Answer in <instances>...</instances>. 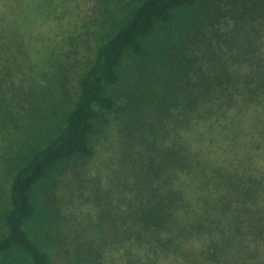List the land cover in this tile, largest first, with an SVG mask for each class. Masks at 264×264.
<instances>
[{"label": "trees", "instance_id": "obj_1", "mask_svg": "<svg viewBox=\"0 0 264 264\" xmlns=\"http://www.w3.org/2000/svg\"><path fill=\"white\" fill-rule=\"evenodd\" d=\"M230 2L231 23L212 0H89L41 50L42 0H0V264H264V0ZM62 185L94 206L67 235Z\"/></svg>", "mask_w": 264, "mask_h": 264}, {"label": "rangeland", "instance_id": "obj_2", "mask_svg": "<svg viewBox=\"0 0 264 264\" xmlns=\"http://www.w3.org/2000/svg\"><path fill=\"white\" fill-rule=\"evenodd\" d=\"M34 1L39 0H30V6ZM212 3L219 7L224 16L226 14V19L229 23H231L232 18L237 14L235 9H242L240 4L235 5L230 0H212ZM88 6L89 0H42L35 20L27 26L28 32L31 33L30 42L37 47L40 46L42 50L43 46L45 47L48 43H52L51 40L57 41V37L62 36L71 26L76 28L87 19ZM255 52L257 56L262 55L264 58V47L259 48ZM85 55L84 57H77L78 60L82 58L80 62L81 66L74 72L73 82H75L78 73L83 69L82 65ZM114 117V112L107 113L102 117L99 128L92 137L93 154L89 159L83 160L80 163V166L84 165L88 177L92 176V183L96 182L97 179L101 180L102 176L110 171L114 161L116 162L115 157L118 155L116 151L120 149L119 141L121 139L116 133ZM77 162H81V160ZM61 181H63L61 183H64L65 178L61 179ZM69 189L70 186H66L65 188V185H62L56 191V204L66 235L67 230L72 225V221L75 222L77 219L80 220L82 218L89 220L90 215L94 213V206L88 200L79 202V205L75 204L73 196H70L72 191ZM73 190L75 200H77V196L81 195V192L84 198L89 197L90 199V194L88 195L86 187L81 189V191L79 188H74Z\"/></svg>", "mask_w": 264, "mask_h": 264}]
</instances>
